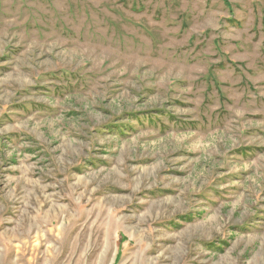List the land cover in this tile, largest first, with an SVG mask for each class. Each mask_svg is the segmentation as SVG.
<instances>
[{
    "label": "rangeland",
    "instance_id": "1",
    "mask_svg": "<svg viewBox=\"0 0 264 264\" xmlns=\"http://www.w3.org/2000/svg\"><path fill=\"white\" fill-rule=\"evenodd\" d=\"M0 264H264V0H0Z\"/></svg>",
    "mask_w": 264,
    "mask_h": 264
}]
</instances>
